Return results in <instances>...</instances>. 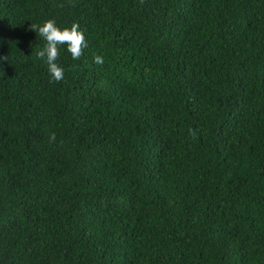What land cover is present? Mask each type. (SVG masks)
Masks as SVG:
<instances>
[{"label":"trees","instance_id":"16d2710c","mask_svg":"<svg viewBox=\"0 0 264 264\" xmlns=\"http://www.w3.org/2000/svg\"><path fill=\"white\" fill-rule=\"evenodd\" d=\"M0 57V264H264V0H0Z\"/></svg>","mask_w":264,"mask_h":264},{"label":"clouds","instance_id":"9594fccd","mask_svg":"<svg viewBox=\"0 0 264 264\" xmlns=\"http://www.w3.org/2000/svg\"><path fill=\"white\" fill-rule=\"evenodd\" d=\"M31 28L39 33L46 42L45 46L36 52L37 59L47 64L49 76L54 81L64 78L65 69L57 63L59 46H66V51L73 60L79 59L82 49L86 46L85 35L77 23L70 26H61L54 19H45L41 23L32 25ZM3 59V57H0ZM96 64H102L103 58L99 55L94 57Z\"/></svg>","mask_w":264,"mask_h":264}]
</instances>
